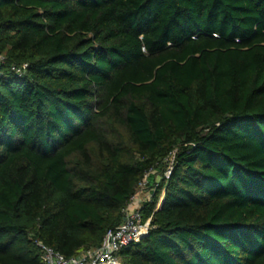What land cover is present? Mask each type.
<instances>
[{
    "label": "trees",
    "instance_id": "trees-1",
    "mask_svg": "<svg viewBox=\"0 0 264 264\" xmlns=\"http://www.w3.org/2000/svg\"><path fill=\"white\" fill-rule=\"evenodd\" d=\"M0 53V264L99 246L149 169L121 264H264V0H0Z\"/></svg>",
    "mask_w": 264,
    "mask_h": 264
},
{
    "label": "built area",
    "instance_id": "built-area-1",
    "mask_svg": "<svg viewBox=\"0 0 264 264\" xmlns=\"http://www.w3.org/2000/svg\"><path fill=\"white\" fill-rule=\"evenodd\" d=\"M4 62V56L0 53V76H2L1 67ZM10 69L17 76L25 73L24 65H13ZM172 163L173 156H171L169 166L164 172L166 178L170 175ZM153 173L154 171L151 169L144 173L137 183L134 194L122 210L121 223L103 237L99 246L83 250L76 256L67 258L51 247L38 242L37 246L43 264H121L119 252L128 245L138 242L148 232L150 218L143 220L142 208L150 200L154 190L149 182V178Z\"/></svg>",
    "mask_w": 264,
    "mask_h": 264
},
{
    "label": "rangeland",
    "instance_id": "rangeland-1",
    "mask_svg": "<svg viewBox=\"0 0 264 264\" xmlns=\"http://www.w3.org/2000/svg\"><path fill=\"white\" fill-rule=\"evenodd\" d=\"M146 191H147V190H146ZM146 191H145V192H146ZM162 199H163V198L160 197V199H159V201H158V204H157V208L160 206V204H161V202H162Z\"/></svg>",
    "mask_w": 264,
    "mask_h": 264
},
{
    "label": "water",
    "instance_id": "water-1",
    "mask_svg": "<svg viewBox=\"0 0 264 264\" xmlns=\"http://www.w3.org/2000/svg\"><path fill=\"white\" fill-rule=\"evenodd\" d=\"M162 203V202H161ZM161 205V204H160ZM160 207V206H159Z\"/></svg>",
    "mask_w": 264,
    "mask_h": 264
}]
</instances>
